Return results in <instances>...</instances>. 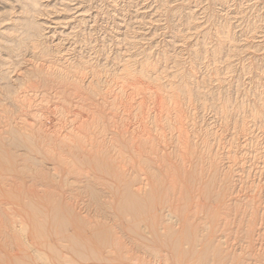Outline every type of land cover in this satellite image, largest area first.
<instances>
[{
    "label": "rangeland",
    "instance_id": "rangeland-1",
    "mask_svg": "<svg viewBox=\"0 0 264 264\" xmlns=\"http://www.w3.org/2000/svg\"><path fill=\"white\" fill-rule=\"evenodd\" d=\"M38 2L42 14L34 16V21L41 31L34 40V69L45 67L48 73L63 70L65 79L52 78L53 81L42 85L34 77V96L30 94L24 101L26 105L32 102L34 117L29 114L24 119L34 126V141L38 142L36 130L44 128L49 142L45 150L56 154L60 146L66 145V165L58 164L56 158H45L44 150L41 155L34 154L42 161L43 172L56 175L47 180L42 178L45 173L34 175V194L45 196L46 201L37 203L47 207L51 203H70L95 216L88 192L76 188L80 186L79 178L72 173V169L82 174L85 171L96 188L111 195L106 194L113 204L110 212L117 222H123L132 219L131 214L119 208L127 197L123 182L128 179L132 190L143 183L140 198L150 196L157 209L167 208L161 214L165 224L179 229L187 225L188 218L187 222L197 223L196 226L204 224L208 231L204 234L224 243L233 264H264V0ZM0 16L1 45L9 33L21 36V28H13L14 22L22 18L21 4L0 0ZM22 55V62L30 59L28 52ZM26 68L22 63L17 69ZM141 69L149 70L148 79L139 73ZM16 76L9 74L8 81L0 82V93L6 86L20 87L24 83ZM6 102L4 107L12 115L15 108ZM55 165L57 172L52 171ZM101 167H107L109 173ZM195 210L196 218L190 220Z\"/></svg>",
    "mask_w": 264,
    "mask_h": 264
},
{
    "label": "bare ground",
    "instance_id": "bare-ground-1",
    "mask_svg": "<svg viewBox=\"0 0 264 264\" xmlns=\"http://www.w3.org/2000/svg\"><path fill=\"white\" fill-rule=\"evenodd\" d=\"M41 1H43V0H41ZM243 1H245V0H243ZM15 2H18V3L21 4L22 18H21V20L19 19L20 21L19 20H16L19 23L18 22H16V23L14 22L13 28H18V27L21 28V32H19L20 29H18L19 30L18 32L21 33V36L20 35L17 36L16 34L9 33L10 35L5 36L4 41L0 45V82L3 83V81L6 80V79H7L6 81H8L9 80L8 79L9 78L8 77L9 74L15 73V75H17L21 80H23L24 83L20 87L16 86L17 84L14 85V86H10V85L9 86H6V88H4L5 90L0 93L2 95V97H3V99L0 100V103H1L0 104V264H233L232 260L229 258L228 251L223 247V244L224 243L221 244V242H219L217 240L218 238L216 240L215 239L213 240L210 237H207V235H205V234L208 233V231L205 229L206 226L204 224H202L204 226H202V225L201 226H198V225L196 226L197 223L196 224H191V223L187 222L189 218L186 219V222H185L187 225L186 226H182L179 229H176L173 226L168 225V223L165 224L161 220V214H162L163 211H165V209L167 210V208H163L162 207L160 210L157 209L158 207L157 208L155 207V205L153 204V199L150 196H148L149 198H147V199L140 198V195L143 194V191H144L143 188H144L145 185L143 183H139L138 187H136V188L134 187V189L132 190L130 188V184L131 183L130 182H127V181H129L128 179H127V181H124V180H126L125 178H127V177L124 178V176H123V178H124V180H123L124 181L123 182V186H124L125 189H127L126 190V195H125L127 197H126V203L123 204L121 202L119 208H120V210L123 213L127 212V213L131 214V216H132V219L131 220L130 219L127 220L126 219L128 217V215H127V217L125 218L126 220H123L124 223L123 222H117L116 219L113 217L114 216L113 213L110 212L113 209V204H112V202H109L106 199V196L109 195V194H107V192L105 190L103 191L101 189L96 188V187H98L97 184L94 183L93 181H91V179H93L91 176H89L87 173L84 174L85 171L82 174L81 171H77L75 169H72V171H73L72 173H74L76 175L75 177H78L79 178L77 182H78V184L80 186H78L76 188L78 190H82L83 189V190H86L88 192L89 198H90L89 204L93 206V210H94V212H96V213L93 212L95 214V216L94 215L93 216H90L88 214V212L86 213L85 211H83L82 208L76 209L70 203H66V204H64V206H60V205L52 204L51 203L52 205L50 204V207H47L48 206L47 204H46V206H45V204L44 205L41 204V203H45L46 202L45 199H44L45 196H41L40 197V195L34 194V175H36V173H45V172H43V169H42L43 168L42 167V161L37 160L34 157V154L41 155V154H43L42 153V150H44L45 151L44 152V157L45 158H48L50 160L51 159L54 160L56 158L55 161L58 162V164L59 163L64 164L65 163V161H64L65 160V157H64V148L66 147V145L63 144L64 145L63 147L60 146V148H58L59 149V152L56 153V154H54L53 152H51L50 151L51 149L50 150H45V148L47 146H49V142H47V140H46V138L48 139L47 133H46V131L44 132V130H43L44 128H42V127L41 128H38L36 130V134H37L36 135V139H38V142H37V140L34 141V126H33L32 123H31L32 125L28 124V121H26L24 119V117H27L29 114H31L34 117V112L32 111V107L30 105V102L31 101H29V99H28L29 103L27 105L25 104L24 101L27 99V96H30V94H33V96H34V93H35L34 92V77L37 78L38 84L40 83L42 85H47L48 83H50L51 81H53L52 78H58V79H60V80L63 81V78L65 79V75L63 73V70L62 71H59V70L56 71L54 69V66L55 65L53 66V70H55L56 72H51L50 71L51 68L49 67L50 65H48V64H47L48 65L47 68L48 67L50 68V69L48 68L49 71H50L49 73H48V71L45 70V67H44L45 72H44V70H42L43 68L40 69V70L34 69V68H36V67H34L35 66L34 65V43H35L34 40H36L39 37L40 31H41L40 30L41 29L40 25L36 24L35 21H34V16L40 15V13H41V7L42 6L41 7L39 6L38 0H27V1L26 0H15ZM70 2L71 1H69V3ZM78 2H79V0H78ZM67 3H68V1H67ZM53 4H54V2H53ZM64 4H65V2H64ZM76 4H77V2H76ZM60 5H61V3H60ZM112 5H113V3H112ZM70 7L68 8L69 10L71 9ZM11 9H13V7ZM111 10H113V9H111ZM18 11H20V9ZM9 13H10V11H9ZM16 13L18 14V12H16ZM6 14H7V11H6ZM5 16L6 15H4V17ZM8 16H9V14H8ZM19 16H20V14H19ZM93 16H90V17H93ZM139 16H141V15H139ZM114 18H115V16H114ZM191 20H193V19H191ZM3 21H5V20L3 19ZM5 30H7V29L5 28ZM250 30H251V28H250ZM2 31H4V30H2ZM9 31H11V30H9ZM14 31H16V30H14ZM11 32H13V31H11ZM190 32H192V31L190 30ZM226 32L227 31H225L224 34H226ZM19 33H17V34H19ZM214 33H215V31H214ZM219 34H221V33H219ZM127 35H129V34H127ZM217 36H219V35H217ZM221 37H223V36H221ZM225 37H227V36H225ZM38 42H39V40H38ZM173 43H175V42H173ZM194 43H196V42H194ZM218 43H221V42H218ZM233 43H235V42H233ZM238 43H240V42H238ZM241 43H242V41H241ZM244 44H246V43H244ZM171 46H172V44H171ZM197 47H199V46L197 45ZM227 48H228V45H227ZM252 48H254V47H252ZM53 50H54V48H53ZM237 50H239V48ZM51 51H52V49H51ZM219 51H221V50H219ZM27 52H28V55L30 54V59H27L24 62H22L23 59H24V57H22L24 55H22V54H26ZM50 54H52V53H50ZM39 56H40V53H39ZM162 57H163V55H162ZM41 58H43V57H41ZM44 58H45V56H44ZM213 58H214V56H213ZM218 58H219V56H218ZM220 58H222V57H220ZM222 59H225V57L222 58ZM60 61H62V60H60ZM219 61H221V59ZM149 62H151V61H149ZM158 62H160V61H158ZM22 63L24 65H27V68L24 71H21V70H18L17 69ZM47 63H49V62H47ZM59 64H61V62ZM119 64H121V63H119ZM126 64H128V63H126ZM142 65H144V67H145L146 64H143L142 63ZM38 66H40V65H38ZM1 67H5V70H1ZM41 67H42V65H41ZM127 67H129V66H127ZM62 68H63V66H62ZM82 69L83 68H81V70ZM162 69H163V67H162ZM152 70L153 69H151L150 71H152ZM228 70H230V69H228ZM75 71H76V69H75ZM148 71L145 70V69H141V71L139 73H141L143 77H146L147 78V77H149L148 74L150 73ZM66 73H67V71H66ZM126 73H128V71H126ZM130 75L132 76V74H130ZM17 76H16V78H17ZM114 77H115V75H114ZM154 77H155V74H154ZM150 78H153V76L150 77ZM187 79H189V78L187 77ZM14 81H16V79ZM4 84H5V82H4ZM195 84H197V83H195ZM2 87H3V85H2ZM177 88H178V86H177ZM177 88H175V89L178 90L179 88L178 89ZM161 92H163V91H161ZM187 94H188V92H187ZM148 95H150V94H148ZM79 99H81V97ZM6 101H9L10 102V104L13 106V109L15 108V111H16L15 113L16 114L13 113L12 115H10V112L7 111V108L4 107L5 103H7ZM180 102H182V101H180ZM256 104H259V103H256ZM56 107H58V106L56 105ZM176 111H178V110L176 109ZM11 113H12V111H11ZM252 113H254V112H252ZM180 114H182V113H180ZM219 114H220V112H219ZM31 115H30V119H32L31 118ZM184 117H185V115H184ZM254 117L257 120L258 114H255ZM32 121H34V120H32ZM91 121H92V119H91ZM184 122H185V120H184ZM153 124H155V123H153ZM50 125H51V123H50ZM261 125H263V124H261ZM102 128H103V126H102ZM179 128L182 129L181 127H179ZM252 129H253V127H252ZM248 131H250V130H248ZM236 132H238V131H236ZM178 133H180V132H178ZM181 136H183V135H181ZM88 137H89V135H88ZM49 138L51 139L52 137L49 135ZM107 142H108V140H107ZM168 142H169V140H168ZM127 145H128V143H127ZM184 146H186V145H184ZM165 149H166V147H165ZM205 153H206V150H205ZM210 154L212 155V153H210ZM231 154H232V152H231ZM227 159H226V161H227ZM93 160L98 161V158H94ZM181 160H183V159H181ZM132 162H134V161H132ZM65 165H66V163H65ZM34 166H35V168H34ZM55 166H56V168L53 169L52 171L57 172L58 171V169H57L58 168V165H55ZM106 166H108V165H106ZM156 166H157V164H156ZM91 167H92V165H91ZM182 167H183V165H182ZM50 168H51V166H50ZM102 169L104 170L105 173H109V170H108L107 167L106 168H102ZM124 170H125V168H124ZM218 171H220V170H218ZM207 172H208V170H207ZM45 174L48 177L46 175H42L43 180H47L50 177L53 178L54 176H56V175H51V174H47V173H45ZM198 174H199V172H198ZM158 177H160V175ZM132 178H131V180H132ZM141 178H143V177H140V179ZM63 180L65 181V179H63ZM134 180H135V178H134ZM119 186H120V184H119ZM149 186H151V185H149ZM110 189H111V186H110ZM216 190H214V191H216ZM169 192H170V190H169ZM116 193L118 194V192H116ZM234 195H236V194H234ZM109 196H111V195H109ZM123 201H125V200H123ZM37 202L38 203L41 202V203L38 204ZM163 204L165 205V203H163ZM147 207H148V210L146 209ZM194 209H196V206H194ZM166 213L168 214V212H166ZM205 213H206V211H205ZM205 213H204V215H206ZM100 217H103V218H100ZM195 218H196V210H195V212H193V215H191L190 220H192V219L194 220ZM225 220L228 221L227 218ZM238 222H240V221H238ZM201 223H204V222H201ZM214 223H216V222H214ZM217 223H219V222H217ZM222 223H223V221H222ZM226 223H228V222H226ZM221 229H219V230H221ZM221 239H224V238H221Z\"/></svg>",
    "mask_w": 264,
    "mask_h": 264
}]
</instances>
